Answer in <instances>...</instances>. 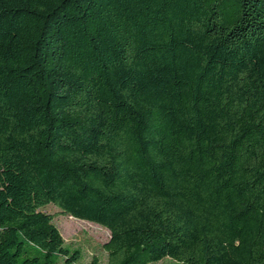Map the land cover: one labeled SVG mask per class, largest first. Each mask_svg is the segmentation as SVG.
I'll use <instances>...</instances> for the list:
<instances>
[{"label":"trees","instance_id":"trees-1","mask_svg":"<svg viewBox=\"0 0 264 264\" xmlns=\"http://www.w3.org/2000/svg\"><path fill=\"white\" fill-rule=\"evenodd\" d=\"M264 264V0H0V264Z\"/></svg>","mask_w":264,"mask_h":264},{"label":"rangeland","instance_id":"rangeland-1","mask_svg":"<svg viewBox=\"0 0 264 264\" xmlns=\"http://www.w3.org/2000/svg\"><path fill=\"white\" fill-rule=\"evenodd\" d=\"M46 213L56 216L55 224L60 230L65 243L73 249H80L83 253L81 264H108V254L104 245L110 241L111 233L89 222L76 220L61 215V211L51 205L44 210ZM158 264H179L166 259Z\"/></svg>","mask_w":264,"mask_h":264}]
</instances>
